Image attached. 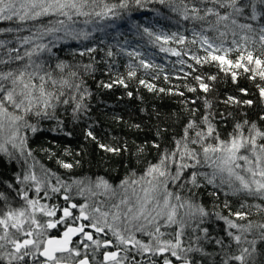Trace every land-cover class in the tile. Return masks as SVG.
<instances>
[{"label":"snow or ice","instance_id":"snow-or-ice-1","mask_svg":"<svg viewBox=\"0 0 264 264\" xmlns=\"http://www.w3.org/2000/svg\"><path fill=\"white\" fill-rule=\"evenodd\" d=\"M131 2L142 6L141 0ZM164 2L165 0H160V3ZM129 4L130 0H119V3H108L106 0H0V22L19 25L2 29L0 33L30 32V35L20 41L19 47H8L10 41L0 40V139L3 140L0 143V154L11 159L13 153L8 148L11 145L12 149L24 155L27 137L22 129H30L33 133L38 130L30 122V117L55 119L56 109L61 104L69 103V99H61L66 95L65 89L79 93V99L76 95L70 97L75 101L74 114L81 108L86 109L83 100L90 93L84 87L82 78L79 81L74 79L79 73L71 70L65 72L68 66L63 62L57 63L53 69L42 58V54H51L52 47L64 37L87 38V32H77L70 27V24L76 22L74 17L94 15L113 18L119 15L117 9H127ZM169 6L183 20L204 21L207 24V27L201 25L200 33L193 30V35L199 36L202 46L206 45L212 51L203 60L193 55L191 59L196 64L207 63L210 57L212 61L218 62L217 66L221 71L231 74L233 82L237 79V72L233 69H243V73H251L248 77L250 80L259 79L264 82V0H179V3L171 0ZM45 17L55 19H49L46 23H34ZM209 17L213 19H208ZM84 23L90 21L85 20ZM237 29L240 30L242 43L238 44L235 39L232 41L236 45L235 51L240 53L235 61L227 59L228 53L233 49L225 48V41L220 40V43L215 44L203 34L216 32L217 39H220L231 31L235 37ZM144 31L152 35L147 28ZM60 33L63 35H58ZM176 36L173 33L171 37L156 36L155 39L168 43ZM46 39L48 42L43 43ZM185 41L186 37L181 35L177 42L183 44ZM249 43L258 47L249 50ZM25 45L32 47L24 48L21 53L20 49ZM160 50L177 57L187 55L176 49L161 47ZM221 51L222 55L214 54ZM255 52L260 54L254 55ZM128 54L139 55L131 52ZM108 55L112 53L109 52ZM178 62L185 63L183 59ZM140 65L145 69L153 67L144 60H140ZM188 67L193 68L191 64ZM90 68V65L85 66V72ZM57 70L62 75H54ZM128 75L134 77L136 72L131 70ZM207 78L216 80L215 75ZM194 79L203 92L210 91V85L204 82V77L197 75ZM117 82L127 87L123 79L114 81ZM140 83L149 91L155 90L152 84L144 80ZM103 86L111 88L112 84ZM256 87L264 102V84H257ZM159 91L164 92L165 89L161 88ZM188 91L196 92L197 88L188 86ZM240 91L244 95L248 94L247 89L242 88ZM178 94L182 96L183 92ZM128 95L131 96L132 93L129 92ZM223 102L249 107L254 103L250 99L241 101L232 96ZM191 103L195 104V100ZM204 103L207 109L212 108L207 99ZM191 111L194 113L195 109ZM243 115L245 118L236 121L224 138L221 137L218 126L213 123L214 117L210 119L211 112L202 115L199 122L189 120L183 135L179 139L173 138L172 149L160 151L157 161L149 162L141 174L131 171L115 186L103 177L77 179L71 184L56 177L53 185L47 170L38 176L33 167L29 166V171L22 178H16V183L27 185L26 190L8 185L22 203L14 207L10 197L0 192V201L3 202L0 205V264H91L89 256L94 258L100 249H104L102 259L96 261V264H157L153 257L164 256L165 253L180 261V264H201L190 254L211 255L202 246H193L194 242L207 238V229L202 230L204 237L188 236L187 245L184 238L187 235L186 229L193 224L202 223L209 213L201 204L180 193L201 187L198 178H203L214 187L226 185L233 196L264 201V124L249 121L247 114ZM259 119L264 121V115ZM135 127L138 128L139 125ZM87 135L95 139L91 132ZM152 146L160 149L159 143H153ZM100 147L115 154L121 151L103 144ZM126 150L125 148L124 151ZM137 152L143 153V147H138ZM31 154L28 151V155ZM61 163L66 169L73 167L70 163ZM189 169L192 171H188ZM73 185L76 188L75 195L83 198L82 203L72 202L69 193L73 191ZM186 185L191 187L186 189ZM33 189L36 198L29 195ZM61 189L66 206L41 203L42 199H52L48 194L49 190L51 193H61ZM42 191L43 197L40 196ZM225 207H228L227 202ZM240 207H255L257 214L264 216L262 204L249 205L245 199ZM73 210H77L78 215ZM230 215L235 220L217 213L225 221L227 236L230 238L227 244L223 239L215 240L221 249L218 253L221 256L220 264H231L233 261L236 264H264V247H257L258 243L264 245V222L250 220L251 211L230 212ZM87 228L93 229L96 234H103L105 239L95 238L93 232L86 231ZM169 228L173 231H162ZM53 229L56 230V235L50 234ZM192 231L195 232L196 229L192 228ZM138 234L148 237V240L138 238ZM166 236L170 238L165 239ZM74 237H79L75 243ZM233 244L236 245L234 250ZM137 256L141 259H136ZM162 264H173V260L165 256Z\"/></svg>","mask_w":264,"mask_h":264},{"label":"trees","instance_id":"trees-1","mask_svg":"<svg viewBox=\"0 0 264 264\" xmlns=\"http://www.w3.org/2000/svg\"><path fill=\"white\" fill-rule=\"evenodd\" d=\"M106 2L119 3V0H106ZM170 2L171 0H165L164 3H160V0H141L142 6H136L130 0L129 7L117 9L119 15L113 18H101L94 15L74 17L76 22L70 24V27L77 32H87V38L64 37L56 42L55 47H52L51 54L47 52L42 54V58L53 69L57 63L63 62L68 66L65 72L71 70L79 73L74 79L79 81L82 78L84 87L90 95L83 100L86 109L81 108L74 114L75 101L70 97L76 95L79 99V93L65 89L66 95L61 99L67 98L69 103L61 104L56 109L55 119L30 117V122L35 124L38 130L33 133L30 129H22V133L27 137L24 155L18 153L10 159L0 154V192L10 197L14 207L22 201L13 189L8 188V185L12 184L15 189L26 190L27 185L16 183V178L17 176L22 178L29 171V166H32L36 173L47 170L53 185L56 183V177L69 184L77 179L103 177L115 186L131 171L139 175L149 162L155 163L160 151L174 147L173 138L179 139L183 135L189 120L199 122L202 115L208 112L212 113L210 119L214 117L213 123L218 126L222 138L231 131L236 121L245 118L244 113L247 114L246 118L249 121L264 124V121L259 119L261 115H264V102L261 101L256 87L257 84H264V82L259 79L250 80L248 77L251 73H243V69H233L237 72L236 82H233L231 74L221 71V68L217 66L218 62L212 61L210 57L209 62L196 64L195 60L191 59L193 55L203 60L212 51L207 49L206 45L202 46L199 36L193 35V30L200 33L201 25L207 27V24L204 21L183 20L178 12L173 11L169 6ZM176 3H179V0H176ZM49 19L55 18L45 17L34 23H46ZM85 20H89L90 23H84ZM8 27L15 28L19 25L7 21L0 22V30ZM145 28L152 35L145 32ZM173 33L177 36L170 39L168 43L155 39L156 36L171 37ZM237 33L233 37L231 31H228V34L220 39H217L216 32L210 31L203 34L215 44L220 43V40L225 41L224 47L233 49L228 53L227 59L235 61L240 53L235 51L236 45L232 44V41L235 39L238 44L242 43L239 29ZM28 35L30 32L27 30L19 33L4 32L0 33V40L10 41L8 47H19L23 37ZM181 35L186 37L183 44L177 42ZM193 40L196 42L193 43ZM42 42L48 41L46 39ZM30 47L32 45H25L20 49L21 53L24 48ZM161 47L176 49L181 53L186 52L187 55L173 56L170 52L161 51ZM255 47L258 45L248 44L249 50ZM89 49L95 50L89 51ZM109 52L112 55H108ZM130 52L139 53V55L130 56L128 54ZM214 54L222 55L223 51ZM259 54V52L254 53V55ZM181 59L185 63H179ZM140 60L152 64L153 67L145 69L140 65ZM189 64L193 68H189ZM87 65L91 68L85 72ZM131 70L136 72L134 77L128 75ZM54 75L62 74L57 70ZM197 75L204 77V82L210 85L209 92L205 93L198 87V82L194 79ZM209 75H215L216 80H209L207 78ZM119 79H123L127 87L118 82L114 83ZM141 80L152 84L155 90L149 91L144 84L140 83ZM103 84H112V87L105 88ZM188 86L196 87L197 91H188ZM161 88L165 91L160 92ZM242 88L247 89V95L240 91ZM129 92L132 93L131 96L128 95ZM180 92H183L182 96L178 94ZM229 96L241 101L250 99L254 103L250 107L235 103L225 104L223 101ZM205 99L212 104L211 109L206 108ZM192 100H195V104L191 103ZM192 109H195L194 113ZM136 125L139 127H135ZM88 132H91L95 139L88 136ZM153 143H159L160 149L154 148ZM101 144L121 149V151L119 154L107 152L100 147ZM138 147H143V153L138 154ZM125 148L126 151H124ZM28 151L32 153L30 156ZM61 162L70 163L73 167L66 169L62 167ZM200 171L210 170L200 169ZM198 179L202 184L201 187L192 188V191H182L180 194L201 204L209 215L203 218L202 223L193 224L186 229L185 245L189 243L188 236L204 237L205 233L202 230L207 229V238L194 242L193 246L198 244L211 255L202 256L200 253H191L190 256L201 264H213V259H221L218 255L221 249L215 240L223 239L226 244L230 242L227 236V225L217 216V213L219 216L235 220L230 212L251 211L250 220L264 222V216L258 215L255 207L251 209L240 207L245 199L249 205H264V201L233 196L226 185L214 187L207 184L203 178ZM190 187L191 185L185 186L186 189ZM62 192L63 189L61 193L51 194V205L55 203L61 207L66 206L62 199ZM226 192L229 194L226 195ZM70 197L72 200L75 198L72 195ZM225 202L228 207H225ZM2 204L3 202L0 201V205ZM236 222L245 223L246 221ZM192 228L196 231L193 232ZM249 239H252V236H249ZM235 247L236 245L233 244V250ZM257 247H264V245L258 243Z\"/></svg>","mask_w":264,"mask_h":264},{"label":"flooded vegetation","instance_id":"flooded-vegetation-1","mask_svg":"<svg viewBox=\"0 0 264 264\" xmlns=\"http://www.w3.org/2000/svg\"><path fill=\"white\" fill-rule=\"evenodd\" d=\"M62 199H63V198H62ZM42 200H46L47 203L49 202L48 204L51 205V200H48V199H42ZM64 202H65V201H64ZM72 202L80 203V202L75 201V200H72ZM65 205H66V202H65ZM73 211L78 215V211H77V210H73ZM58 215H60V213H58ZM82 222L85 223V224L88 223L87 221H82ZM78 223H79V222H78ZM86 231L93 232L95 238L105 239V237L103 236V234H96V233L94 232V230L91 229V228H87ZM50 234H52V235H56L57 232H56L55 229H53V230H50ZM109 236H110V234H109ZM139 238H141V239H146L145 237H142V236H139ZM78 239H79V237H74V238H73V243H75L76 240H78ZM108 250H114V249H108ZM89 251L91 252V249H90ZM103 251H104V249H100V250H98L94 258H93L91 255L89 256V259H90L91 264H96V261L102 259ZM165 256H168L169 258H171V259L173 260V264H180V261H176L175 258L170 257V254L168 255V253H165L164 256L153 257V259H155V260L157 261V264H162L163 259H164ZM136 259L139 260V259H141V257L137 256ZM144 259H147V257H144ZM30 264H31V262H30Z\"/></svg>","mask_w":264,"mask_h":264},{"label":"rangeland","instance_id":"rangeland-1","mask_svg":"<svg viewBox=\"0 0 264 264\" xmlns=\"http://www.w3.org/2000/svg\"><path fill=\"white\" fill-rule=\"evenodd\" d=\"M2 142H3V140L0 139V143H2ZM8 148H9V151L13 153V155H16V154L19 153L18 150H16V149H12V148H11V145H8ZM23 165H24V164H23ZM24 166H25V165H24ZM21 168H22V170H23V166H22ZM38 171H39V169H38ZM37 175H38V176L41 175V172L39 171V172L37 173ZM50 179H51V176H50ZM70 184H71V183H70ZM25 186H26V185H25ZM26 187H27V186H26ZM32 191H33V193H30V194H29L30 197H32V198H36V194H35V192H34V189H33ZM75 191H76V188H75V185H73V191H72L71 193H69V196H70V195L74 196L75 198H73V200L82 203V202H83V198H82V197H79V196H75ZM48 194L51 196V194L53 195L54 193H51L50 190H49V193H48ZM40 196L43 197V196H44V193L41 192V193H40ZM71 199H72V198H71ZM41 203H47V201H46V200H41ZM48 203H49V202H48ZM162 231H168V232H171V231H173V229H171V228H169V229H162ZM142 237H146V236H142ZM138 238H139V234H138ZM168 238H170V237H167V236L165 237V239H168ZM143 240L147 241L148 238H147V239H143ZM168 255H169V254H168ZM213 264H220V259H213ZM231 264H236V262L233 261V262H231Z\"/></svg>","mask_w":264,"mask_h":264},{"label":"bare ground","instance_id":"bare-ground-1","mask_svg":"<svg viewBox=\"0 0 264 264\" xmlns=\"http://www.w3.org/2000/svg\"><path fill=\"white\" fill-rule=\"evenodd\" d=\"M113 27H114V25H113Z\"/></svg>","mask_w":264,"mask_h":264}]
</instances>
